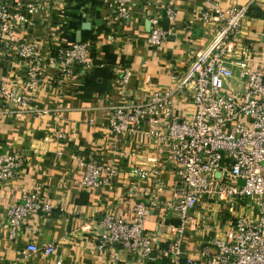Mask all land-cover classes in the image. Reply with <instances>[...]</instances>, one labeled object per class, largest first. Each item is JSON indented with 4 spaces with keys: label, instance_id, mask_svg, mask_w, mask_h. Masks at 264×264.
I'll return each instance as SVG.
<instances>
[{
    "label": "crops",
    "instance_id": "crops-1",
    "mask_svg": "<svg viewBox=\"0 0 264 264\" xmlns=\"http://www.w3.org/2000/svg\"><path fill=\"white\" fill-rule=\"evenodd\" d=\"M214 1L222 8L245 10L240 30L243 47L252 68L263 67L264 0ZM109 2L50 0L42 11L31 14L24 7L26 0H0L9 13L27 18L24 24L1 33L0 81L26 84V68L15 50L19 41H38L46 56H55L74 42L89 44V65L74 67L73 78L63 86L49 83L27 90L32 103L45 108L44 115L27 109L9 113L0 101V154L18 152L22 157L15 176L0 184V264H49L52 258L26 250L30 242L38 247L51 243V255L64 264H164L162 251L171 237L166 225L180 224L162 205L172 199L176 187L174 168L169 164L160 168L157 179L138 177L134 169L154 166L148 156L163 157L165 153L140 130L129 135L116 133L110 117L115 106L145 103L152 91L167 87L170 74L185 69L207 44L216 24L203 22L204 0H170L175 10L171 20L166 17L164 0H130L126 20L115 16ZM250 6L263 15H247ZM153 17L158 19V28L170 32L161 45L146 41ZM189 18L193 19L191 25ZM124 69L130 70V76L122 84ZM45 71L47 67L38 69L41 75ZM229 85L241 86L237 80ZM177 107L183 112L191 109L189 103ZM81 157H93L117 173L98 189L81 188ZM25 192L56 208L49 214L30 215L10 236L7 208ZM152 199L155 204L144 227L153 236L155 260H141L137 252L119 244L97 248L95 227L103 213L130 218L134 203ZM206 237L202 227L188 230L186 254L195 258Z\"/></svg>",
    "mask_w": 264,
    "mask_h": 264
},
{
    "label": "built area",
    "instance_id": "built-area-1",
    "mask_svg": "<svg viewBox=\"0 0 264 264\" xmlns=\"http://www.w3.org/2000/svg\"><path fill=\"white\" fill-rule=\"evenodd\" d=\"M48 1L26 0L24 7L28 13H38ZM129 1L110 0L117 18H129ZM164 1L171 20L174 7L170 0ZM204 2L203 22L216 24L207 44L185 69L170 74L167 87L152 91L147 102L112 108L110 124L122 135L140 130L150 144L164 151L163 157H147L152 168L134 169L138 177L157 179L160 168L168 164L174 168L176 187L172 199L162 205L180 224L166 225L171 236L162 251L166 264H264V66L252 68L245 53L240 36L245 10L222 8L214 0ZM26 21L23 14H11L0 3V37ZM187 23L193 24V19ZM157 24L156 17L150 19L146 38L150 45H161L170 34ZM15 50L26 68V84L0 81V101L9 113L27 109L44 115L45 108L33 104L27 90L49 83L61 87L73 78L74 67L89 65L88 42H74L55 56L42 53L36 40L19 41ZM40 67H47L43 75L38 73ZM129 76L130 70L124 69L121 83ZM233 80L240 88L230 87ZM179 103H189L190 111L180 110ZM21 162L18 152L0 154V184L15 176ZM78 165L83 171L79 185L84 189L107 185L117 173L93 157H81ZM20 199L7 208L10 236L30 215L49 214L56 208L31 192L22 193ZM153 204L154 199L134 203L130 218L103 213L95 227L97 248L119 244L137 252L141 260H155L153 236L144 227ZM217 226L221 227L217 230ZM198 227L207 237L193 258L186 254L184 238ZM26 250L52 258L49 264H64L51 255V243L38 247L30 242Z\"/></svg>",
    "mask_w": 264,
    "mask_h": 264
},
{
    "label": "trees",
    "instance_id": "trees-1",
    "mask_svg": "<svg viewBox=\"0 0 264 264\" xmlns=\"http://www.w3.org/2000/svg\"><path fill=\"white\" fill-rule=\"evenodd\" d=\"M249 16H260L263 15V11L254 9V7H249L246 12ZM164 264H166V259H163Z\"/></svg>",
    "mask_w": 264,
    "mask_h": 264
}]
</instances>
